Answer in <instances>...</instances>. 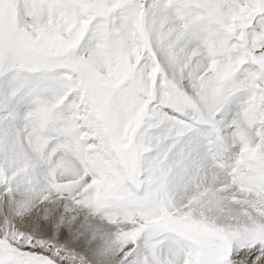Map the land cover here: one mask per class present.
I'll return each instance as SVG.
<instances>
[{
  "label": "snow or ice",
  "instance_id": "snow-or-ice-1",
  "mask_svg": "<svg viewBox=\"0 0 264 264\" xmlns=\"http://www.w3.org/2000/svg\"><path fill=\"white\" fill-rule=\"evenodd\" d=\"M0 264H264V0H0Z\"/></svg>",
  "mask_w": 264,
  "mask_h": 264
}]
</instances>
